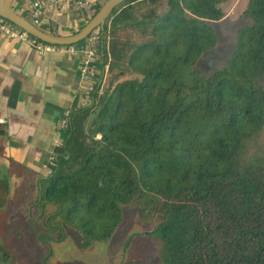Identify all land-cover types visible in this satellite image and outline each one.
I'll return each mask as SVG.
<instances>
[{
    "label": "trees",
    "instance_id": "trees-1",
    "mask_svg": "<svg viewBox=\"0 0 264 264\" xmlns=\"http://www.w3.org/2000/svg\"><path fill=\"white\" fill-rule=\"evenodd\" d=\"M228 1L124 0L112 10L93 101L72 111L39 181L37 204L55 210L38 216L59 240L65 226L83 246L110 237L124 207H137L154 222L162 264H264V0H247L250 24L226 63L209 75L196 68Z\"/></svg>",
    "mask_w": 264,
    "mask_h": 264
},
{
    "label": "crops",
    "instance_id": "crops-1",
    "mask_svg": "<svg viewBox=\"0 0 264 264\" xmlns=\"http://www.w3.org/2000/svg\"><path fill=\"white\" fill-rule=\"evenodd\" d=\"M32 1L15 0L12 8L30 18L27 7ZM104 1L98 0L84 13L72 6L45 8L38 28L62 36L74 34ZM80 63L79 54L40 53L30 43L0 33V195H10L13 184H39L51 174V153L60 151L54 147L60 116L85 107ZM102 72L98 63V76Z\"/></svg>",
    "mask_w": 264,
    "mask_h": 264
},
{
    "label": "rangeland",
    "instance_id": "rangeland-1",
    "mask_svg": "<svg viewBox=\"0 0 264 264\" xmlns=\"http://www.w3.org/2000/svg\"><path fill=\"white\" fill-rule=\"evenodd\" d=\"M246 4L247 0L222 4L224 17L211 23L217 43L196 63L202 74L222 67L233 53L238 30L250 24L244 15ZM122 35L139 38L134 29ZM262 139L264 142V135ZM11 189L10 195H0V264H162L156 236L150 234L154 222L142 221L137 207H124L122 220L110 237L83 246L79 231L65 226L59 240L60 229L50 231L45 217L38 216L55 210L52 204L43 209L37 204L39 184H13Z\"/></svg>",
    "mask_w": 264,
    "mask_h": 264
},
{
    "label": "built area",
    "instance_id": "built-area-1",
    "mask_svg": "<svg viewBox=\"0 0 264 264\" xmlns=\"http://www.w3.org/2000/svg\"><path fill=\"white\" fill-rule=\"evenodd\" d=\"M98 0H33L27 7V13L31 18V23L37 27L42 24V15L45 8L62 9L66 6H72L80 13L88 11L90 8L96 7ZM0 33L9 38H20L33 45L40 53L52 52L56 50H64L70 55L79 54L81 63L79 69V81L84 85V94L82 104L88 106L93 101V93L98 89L102 78L98 76L97 64L101 63L99 45L101 43L100 28L91 31L81 44H52L39 40L30 35L28 32L15 25L11 21L0 15ZM99 92H101L99 90ZM72 111L66 110L60 116L56 128V137L54 139L55 149H62L64 146V134L68 128L69 119ZM57 151L51 153L50 161L52 165H56Z\"/></svg>",
    "mask_w": 264,
    "mask_h": 264
},
{
    "label": "water",
    "instance_id": "water-1",
    "mask_svg": "<svg viewBox=\"0 0 264 264\" xmlns=\"http://www.w3.org/2000/svg\"><path fill=\"white\" fill-rule=\"evenodd\" d=\"M14 1L15 0H0V15L2 17L11 21L39 40L52 44L68 45L80 42L96 28L102 29L112 10L124 0H105L80 30L74 34L65 36L45 32L33 25L27 18L20 15L12 8V3Z\"/></svg>",
    "mask_w": 264,
    "mask_h": 264
}]
</instances>
